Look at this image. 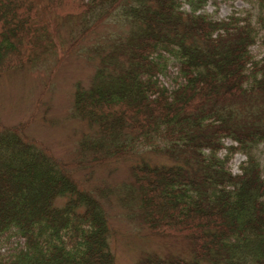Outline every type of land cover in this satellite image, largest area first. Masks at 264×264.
I'll return each mask as SVG.
<instances>
[{
  "label": "trees",
  "instance_id": "trees-1",
  "mask_svg": "<svg viewBox=\"0 0 264 264\" xmlns=\"http://www.w3.org/2000/svg\"><path fill=\"white\" fill-rule=\"evenodd\" d=\"M240 1L216 18L208 0H0V75L55 51L59 19L76 36L66 55L106 21L129 26L75 87L73 113L92 131L77 161L31 137L30 120L0 124V264H115L114 193L153 234L192 243L188 261L152 253L138 264H264V0ZM145 150L172 162L140 159ZM132 158L116 191L84 185Z\"/></svg>",
  "mask_w": 264,
  "mask_h": 264
},
{
  "label": "rangeland",
  "instance_id": "rangeland-1",
  "mask_svg": "<svg viewBox=\"0 0 264 264\" xmlns=\"http://www.w3.org/2000/svg\"><path fill=\"white\" fill-rule=\"evenodd\" d=\"M240 0H208L206 13L212 17L224 18L232 10L247 8ZM55 39V51L41 56L37 63L0 75V124L13 125L30 120L28 134L42 143L59 159L77 161L76 146L84 133H92L90 127L73 113V96L77 84L87 87L98 66L95 50L107 44L110 39L126 36L128 25L120 21H106L65 54L76 36H69V23L61 19ZM255 54L261 47L252 48ZM64 58L58 67L57 61ZM173 69L171 68L170 71ZM166 80V79H164ZM163 80V81H164ZM231 144L229 140L225 142ZM138 156L152 164H170L167 156L145 150ZM138 158L115 162L95 169L92 173H77L75 176L91 189L107 185L113 190L131 182L130 166ZM244 159L235 155L229 165L232 173L238 172V165ZM85 174V176H83ZM116 193L110 196L106 205L108 222L111 228L110 249L115 264H138L145 254L177 256L188 261L192 258V243L185 236H160L153 234L138 217L137 206L132 210L123 209L117 203ZM127 214L135 216L128 218ZM10 248H6L8 252Z\"/></svg>",
  "mask_w": 264,
  "mask_h": 264
}]
</instances>
